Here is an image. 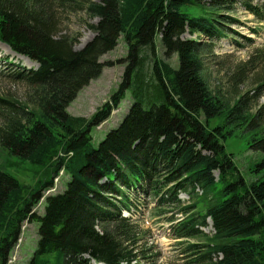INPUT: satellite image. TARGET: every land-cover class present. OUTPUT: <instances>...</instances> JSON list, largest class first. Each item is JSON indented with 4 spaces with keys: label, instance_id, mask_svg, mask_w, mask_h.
I'll list each match as a JSON object with an SVG mask.
<instances>
[{
    "label": "trees",
    "instance_id": "16d2710c",
    "mask_svg": "<svg viewBox=\"0 0 264 264\" xmlns=\"http://www.w3.org/2000/svg\"><path fill=\"white\" fill-rule=\"evenodd\" d=\"M238 6L264 26L259 0H0V43L38 65L15 76L27 102L0 109V264L25 222L39 224L29 264H157L145 211L169 224L180 264H264V68L240 91L264 55L239 68L227 90L206 75L217 43L232 39ZM57 8L96 19L82 50L60 35ZM120 39L128 54L117 91L89 119L69 114ZM128 91V113L95 147L92 130ZM239 131L262 155L247 175L225 144ZM13 157L39 167L34 185L10 172ZM61 171L65 190L46 196L39 213Z\"/></svg>",
    "mask_w": 264,
    "mask_h": 264
},
{
    "label": "rangeland",
    "instance_id": "374dc122",
    "mask_svg": "<svg viewBox=\"0 0 264 264\" xmlns=\"http://www.w3.org/2000/svg\"><path fill=\"white\" fill-rule=\"evenodd\" d=\"M100 2V0H94ZM264 2V0H259ZM184 11L198 15L195 9L184 8ZM54 13L58 14L59 19V33L67 34L77 40L74 49L76 51L82 50L93 38L95 33L90 30L89 25L96 24L97 21L87 17L84 11L78 13H69L59 8L54 9ZM232 16L239 22L231 26V38H226L217 43L215 59H212L207 64L206 75L209 84L212 88L219 87L222 90H227L230 85V79L235 72L241 68L246 67L250 69L253 67L251 61H255L258 55H264V26L259 24L255 18L245 11L241 6H238ZM259 33H258V32ZM161 42L157 39V48L160 49ZM128 54V47L123 39L119 40L118 46L105 54L101 58V62L105 63V67L99 77L92 80L86 87H84L76 99L68 108L69 114L78 117L89 119L95 112L117 91L125 72L126 63L124 61ZM16 55V56H15ZM15 54L11 49L0 43V99L7 101V103H0V109H6L8 102L10 104L25 103L29 99V89L25 81L18 77L19 72L28 74V72L35 71L38 65L32 60ZM26 58V59H25ZM9 60V63L6 62ZM6 62V63H5ZM174 65L176 59L171 61ZM264 62L259 64L257 72L250 74V79L247 83L240 87L242 93L253 88L250 85L253 77L262 76V68ZM26 69V70H24ZM131 91L126 93L125 99L118 106L112 116L102 125L92 130L93 144L95 147L105 138L106 134L116 128L124 116L128 113L132 103ZM264 102V98L261 100ZM249 136L241 131L237 132L234 137L226 141L227 152L232 154L236 166L247 175L249 167L262 158V155L254 152L249 148ZM1 154V152H0ZM5 157H0V163L3 164ZM12 167H8L10 172L25 184L34 185L36 180L42 174L39 167L28 162H21L13 157ZM253 180L252 176H249ZM59 182L56 185V192L65 190L69 177L65 173L59 176ZM44 205L39 207L40 212L43 213ZM144 210V208H143ZM149 211H145L144 229L150 230L151 243L157 247V252L160 253L157 264H180L177 259L178 252L174 247L175 242L169 235L168 225L159 223L158 218L151 217ZM136 216L134 219H138ZM38 223L28 224L22 235V242L19 244L20 248L15 253L10 255L13 264H29L32 254L37 246L38 240ZM211 232L210 227L206 229ZM9 259V260H10Z\"/></svg>",
    "mask_w": 264,
    "mask_h": 264
},
{
    "label": "bare ground",
    "instance_id": "6f19581e",
    "mask_svg": "<svg viewBox=\"0 0 264 264\" xmlns=\"http://www.w3.org/2000/svg\"><path fill=\"white\" fill-rule=\"evenodd\" d=\"M9 49V48H8ZM11 49V48H10ZM16 56V55H15ZM22 58H24V57H22ZM26 59V58H25ZM179 197V196H178ZM190 201V200H189ZM211 221V220H210ZM214 231V230H213Z\"/></svg>",
    "mask_w": 264,
    "mask_h": 264
}]
</instances>
